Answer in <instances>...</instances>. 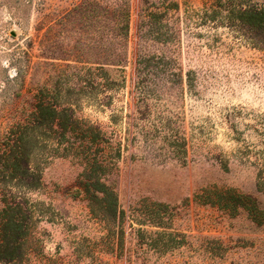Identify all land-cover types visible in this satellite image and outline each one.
Returning a JSON list of instances; mask_svg holds the SVG:
<instances>
[{
  "label": "rangeland",
  "instance_id": "obj_1",
  "mask_svg": "<svg viewBox=\"0 0 264 264\" xmlns=\"http://www.w3.org/2000/svg\"><path fill=\"white\" fill-rule=\"evenodd\" d=\"M229 192L264 208V0H0V264H264Z\"/></svg>",
  "mask_w": 264,
  "mask_h": 264
},
{
  "label": "trees",
  "instance_id": "obj_2",
  "mask_svg": "<svg viewBox=\"0 0 264 264\" xmlns=\"http://www.w3.org/2000/svg\"><path fill=\"white\" fill-rule=\"evenodd\" d=\"M44 110V108H42L41 105L37 106V107H33V110H32V114L31 116H33L34 118V121L37 122V125L39 124L38 123V120H39V117H37L38 115H40V112ZM50 114L52 115V118H51V123L55 122V117L58 115L56 109L54 108H51L50 109ZM24 141V138H21L19 143L16 144L18 146H16V149L18 150V147L22 145V142ZM12 151V150H11ZM18 153V151H17ZM16 153V154H17ZM20 154H22V151L20 152ZM103 194V193H101ZM220 196V195H219ZM234 202V203H232ZM237 202V205H234ZM238 211L239 212H243L245 214H247V216L250 217L251 221L254 222V223H257L258 225H264V208L260 205V203L255 199V198H252L250 196H236V195H232L230 192H229V212L230 211ZM9 224H12L13 225V222L12 221H9ZM3 243H0V247H2ZM7 264H10V262H8Z\"/></svg>",
  "mask_w": 264,
  "mask_h": 264
}]
</instances>
